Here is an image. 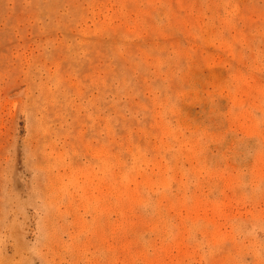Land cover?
Wrapping results in <instances>:
<instances>
[{"label":"rangeland","instance_id":"rangeland-1","mask_svg":"<svg viewBox=\"0 0 264 264\" xmlns=\"http://www.w3.org/2000/svg\"><path fill=\"white\" fill-rule=\"evenodd\" d=\"M0 264H264V0H0Z\"/></svg>","mask_w":264,"mask_h":264}]
</instances>
